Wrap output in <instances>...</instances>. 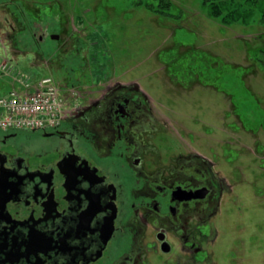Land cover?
<instances>
[{
  "label": "flooded vegetation",
  "instance_id": "obj_1",
  "mask_svg": "<svg viewBox=\"0 0 264 264\" xmlns=\"http://www.w3.org/2000/svg\"><path fill=\"white\" fill-rule=\"evenodd\" d=\"M75 95L56 126L0 130V264H216L241 205L176 135L196 118L135 82Z\"/></svg>",
  "mask_w": 264,
  "mask_h": 264
},
{
  "label": "rangeland",
  "instance_id": "obj_2",
  "mask_svg": "<svg viewBox=\"0 0 264 264\" xmlns=\"http://www.w3.org/2000/svg\"><path fill=\"white\" fill-rule=\"evenodd\" d=\"M167 1L0 0V63L51 76L66 100L71 88L138 82L159 109L187 110L197 120L174 116L190 134L176 135L229 176L241 205L223 212L216 264H264V26H223L203 0Z\"/></svg>",
  "mask_w": 264,
  "mask_h": 264
},
{
  "label": "built area",
  "instance_id": "obj_3",
  "mask_svg": "<svg viewBox=\"0 0 264 264\" xmlns=\"http://www.w3.org/2000/svg\"><path fill=\"white\" fill-rule=\"evenodd\" d=\"M0 70L7 72L11 67L3 61ZM18 75L14 78L15 85L0 95V129H46L58 125L71 105L53 78Z\"/></svg>",
  "mask_w": 264,
  "mask_h": 264
},
{
  "label": "trees",
  "instance_id": "obj_4",
  "mask_svg": "<svg viewBox=\"0 0 264 264\" xmlns=\"http://www.w3.org/2000/svg\"><path fill=\"white\" fill-rule=\"evenodd\" d=\"M168 5L167 0H160ZM207 15L223 26H264V0H203ZM161 5V4H160ZM151 9V8H149ZM153 10V9H152ZM264 32L255 36L263 41ZM264 63V50L260 51Z\"/></svg>",
  "mask_w": 264,
  "mask_h": 264
},
{
  "label": "crops",
  "instance_id": "obj_5",
  "mask_svg": "<svg viewBox=\"0 0 264 264\" xmlns=\"http://www.w3.org/2000/svg\"><path fill=\"white\" fill-rule=\"evenodd\" d=\"M0 82L6 83L8 86H10V77L6 76L4 78L0 77ZM138 84V82H136ZM139 85V84H138ZM140 87V86H139ZM141 89V88H140ZM142 90V89H141Z\"/></svg>",
  "mask_w": 264,
  "mask_h": 264
},
{
  "label": "water",
  "instance_id": "obj_6",
  "mask_svg": "<svg viewBox=\"0 0 264 264\" xmlns=\"http://www.w3.org/2000/svg\"><path fill=\"white\" fill-rule=\"evenodd\" d=\"M52 37H53V38H58V36H57V35H52Z\"/></svg>",
  "mask_w": 264,
  "mask_h": 264
}]
</instances>
